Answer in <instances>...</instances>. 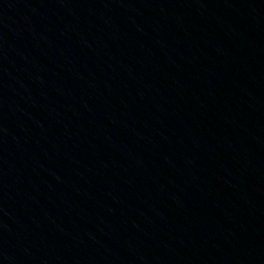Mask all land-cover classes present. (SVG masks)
<instances>
[{"label":"water","instance_id":"obj_1","mask_svg":"<svg viewBox=\"0 0 264 264\" xmlns=\"http://www.w3.org/2000/svg\"><path fill=\"white\" fill-rule=\"evenodd\" d=\"M0 264H264V0H0Z\"/></svg>","mask_w":264,"mask_h":264}]
</instances>
